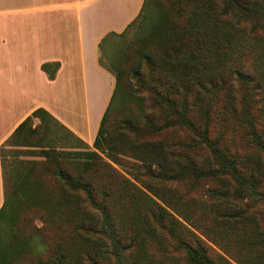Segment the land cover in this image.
<instances>
[{
  "label": "trees",
  "instance_id": "1",
  "mask_svg": "<svg viewBox=\"0 0 264 264\" xmlns=\"http://www.w3.org/2000/svg\"><path fill=\"white\" fill-rule=\"evenodd\" d=\"M154 6L144 0L99 44L116 85L92 147L42 108L12 136L48 166L60 198L53 212L68 219L30 264H264V0H174L151 21ZM130 36L137 59L127 70L126 50L108 49ZM59 67L41 68L54 80ZM5 160L4 151L0 264L24 182ZM52 217L45 226H56Z\"/></svg>",
  "mask_w": 264,
  "mask_h": 264
},
{
  "label": "crops",
  "instance_id": "2",
  "mask_svg": "<svg viewBox=\"0 0 264 264\" xmlns=\"http://www.w3.org/2000/svg\"><path fill=\"white\" fill-rule=\"evenodd\" d=\"M144 0H0V209L3 152L18 126L42 108L92 147L116 79L99 63V44L122 33ZM59 63L56 78L42 70ZM36 124L40 121L34 119Z\"/></svg>",
  "mask_w": 264,
  "mask_h": 264
},
{
  "label": "rangeland",
  "instance_id": "3",
  "mask_svg": "<svg viewBox=\"0 0 264 264\" xmlns=\"http://www.w3.org/2000/svg\"><path fill=\"white\" fill-rule=\"evenodd\" d=\"M173 2L174 0H155V6L151 12V21H158L160 17L163 18L168 14L167 12L171 10ZM128 41H132L131 36L127 41H113L108 53L118 48L126 50L125 67L130 70L136 64L137 58L135 48H128ZM144 77L149 80L152 79L153 75L150 71H147ZM127 106L135 110V107L131 104H127ZM123 115L124 109L120 107L116 115H114V120L112 116L110 121L111 131L119 125L117 121H120ZM34 125H37L35 120ZM145 137L146 131L144 130L139 131L136 135L137 139ZM71 143L72 141H67L64 142L63 146L54 148L57 151L60 149L67 150V144ZM18 145L17 139H11L4 150L8 173L17 177L20 176L24 180L20 195L11 203L8 219L12 228L6 233L5 245L8 247L10 255L7 264H30L37 256H40L36 254V247L39 242L54 241L68 231V219L65 220L66 217L64 215L60 216V213L53 212V208L58 204L60 198L57 182L51 173L48 172V166H45L46 164L42 158L32 152L35 148H21ZM10 159H15L16 163H13ZM52 214L56 220V226H45V220L43 219L53 218ZM205 242L213 253L223 254L218 246L206 239ZM45 255L41 254L42 257H45Z\"/></svg>",
  "mask_w": 264,
  "mask_h": 264
}]
</instances>
